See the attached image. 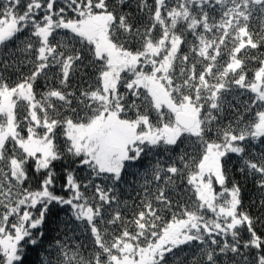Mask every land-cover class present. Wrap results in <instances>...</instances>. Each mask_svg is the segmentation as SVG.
Here are the masks:
<instances>
[{
	"label": "snow or ice",
	"instance_id": "1",
	"mask_svg": "<svg viewBox=\"0 0 264 264\" xmlns=\"http://www.w3.org/2000/svg\"><path fill=\"white\" fill-rule=\"evenodd\" d=\"M257 143L264 0H0V264H23L53 204L72 234L39 264H264ZM230 154L257 193L247 208Z\"/></svg>",
	"mask_w": 264,
	"mask_h": 264
},
{
	"label": "trees",
	"instance_id": "2",
	"mask_svg": "<svg viewBox=\"0 0 264 264\" xmlns=\"http://www.w3.org/2000/svg\"><path fill=\"white\" fill-rule=\"evenodd\" d=\"M247 98V95L240 97L241 100H246ZM225 123H227V120H225ZM250 148L254 151H260L264 150V145H260L257 143L250 145ZM155 159L156 157L149 154L138 161L129 163V166L123 173V180L118 186L121 200H127L129 201V203H132L135 200L138 192H140L137 184V181L140 179V177L137 175V173L142 172L144 171V169L148 168L155 161ZM65 167H75V165H72L70 162L57 163L55 165L56 172L61 174L56 184V191L60 194H64L63 189L61 188V184L63 182L62 173ZM224 167L229 178V186H231L232 182H236L239 183L240 187L242 188L241 195L243 206L247 208L250 202L256 198L257 193L253 185L250 182L245 181L243 176L238 171L240 167L239 159L234 154H230L229 157L225 158ZM78 175L80 177H83L84 173L80 171ZM30 183L32 184L33 188L37 186V182L35 180L31 181ZM215 187L217 191L220 190L219 185H216ZM175 195L177 196V198L183 195V185L180 186ZM184 198L187 199L186 196ZM209 215L211 214L209 213ZM69 216L70 210L67 206L61 207L55 204L50 206L45 223L41 229L44 233V238L36 248H28L24 256L23 264H39L41 252L45 250L50 243L55 241L58 237L63 238L64 232H67L69 235L72 234V230H70V228L64 227V225L70 223ZM256 228L258 232H264V226L257 224ZM75 239L87 245V238L80 232L76 233Z\"/></svg>",
	"mask_w": 264,
	"mask_h": 264
}]
</instances>
